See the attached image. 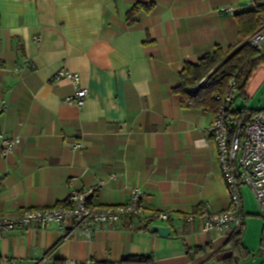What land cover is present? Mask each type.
Instances as JSON below:
<instances>
[{
	"label": "crops",
	"instance_id": "0c3cea01",
	"mask_svg": "<svg viewBox=\"0 0 264 264\" xmlns=\"http://www.w3.org/2000/svg\"><path fill=\"white\" fill-rule=\"evenodd\" d=\"M148 1L0 0V109L7 106L0 115V212L53 207L99 184L94 203L122 205L139 187L147 217H171L150 227L168 226L171 234L126 217L115 227L97 225L90 240L65 238L72 223H54L6 233L0 264H117L130 256L223 264L232 255L227 239L186 220L204 203L225 211L231 198L210 133L215 115L183 108L174 89L186 63L235 42L236 17L221 9L238 12L248 0H150L154 11L129 26L127 14ZM61 69L79 74L88 89L82 108L65 102L74 92L67 80L52 81ZM256 76L245 107L232 110L264 109L263 98L254 106L264 71ZM2 135L21 138L12 155L3 156ZM245 190L243 242L252 257L241 264H264V217L246 210Z\"/></svg>",
	"mask_w": 264,
	"mask_h": 264
},
{
	"label": "built area",
	"instance_id": "2783aa9c",
	"mask_svg": "<svg viewBox=\"0 0 264 264\" xmlns=\"http://www.w3.org/2000/svg\"><path fill=\"white\" fill-rule=\"evenodd\" d=\"M264 3V0H260ZM257 1L249 0L248 8H254ZM234 15L233 8L221 9ZM252 48L264 53V27L249 40ZM67 80L74 88L72 95L65 98V102L76 104L82 108L88 99L89 91L81 86L80 76L65 69L58 70L52 76L53 82ZM237 83L232 79L215 122L210 127V133L219 152V164L223 174L226 189L231 198L229 209L216 212L208 203L202 204L196 213L186 217L188 221L199 222L203 233H215L217 237L230 239L240 229L244 218V198L242 188H249L255 196L260 215L264 217V109L250 117L234 115L229 112V105L233 104L236 96ZM3 105L0 115L6 110ZM21 143L16 136L8 138L2 135L1 151L3 156L12 155ZM73 148L80 144L74 143ZM102 184L84 191H73L61 204L53 207L26 209L18 214L8 215L0 212V239L6 233L13 231H30L46 229L54 223L64 225L71 222L70 229L64 230L65 238L91 239L97 225L108 224L118 226L126 217L139 219L149 230V221H170L171 217L163 211L154 212L150 217L146 215L144 192L141 188L132 189L130 199L122 205H99L92 201L99 192ZM148 223V224H147Z\"/></svg>",
	"mask_w": 264,
	"mask_h": 264
},
{
	"label": "trees",
	"instance_id": "16d2710c",
	"mask_svg": "<svg viewBox=\"0 0 264 264\" xmlns=\"http://www.w3.org/2000/svg\"><path fill=\"white\" fill-rule=\"evenodd\" d=\"M249 1V0H248ZM156 7L153 1L136 4L127 14V24L134 25L141 12L152 13ZM239 32L235 42L225 51L217 47L214 52L205 55L196 64L186 63L180 73L181 84L174 91L181 96L182 106L185 109L200 110L218 116L228 93L232 79L236 80V96L249 100L250 91L256 86L254 79L259 71H264V53L252 48L249 39L264 27V3L260 0L254 8H244L234 13ZM234 115L244 114L247 117L258 114L259 111L247 109L238 111L228 109ZM245 218L238 232L227 239L226 248L232 255L223 261V264H241L252 257V252L244 245ZM264 246V230L262 233ZM56 264H64L56 261ZM117 264H155V261L146 256H130Z\"/></svg>",
	"mask_w": 264,
	"mask_h": 264
},
{
	"label": "rangeland",
	"instance_id": "374dc122",
	"mask_svg": "<svg viewBox=\"0 0 264 264\" xmlns=\"http://www.w3.org/2000/svg\"><path fill=\"white\" fill-rule=\"evenodd\" d=\"M262 98H263V103H264V92H261L259 94V96H257V98H255L254 106L257 105L259 103L258 102L259 99H262ZM245 103H246L245 100L240 99L237 96H235L233 104L229 105V108L236 109V108H240L242 105H244V107H245ZM244 194H245V201H246V210L249 211V209L252 208L256 212L260 213L259 206H258V204L256 202L255 196L252 193V191L249 188H246V190L244 191ZM252 209H251V211H252ZM247 217H249V216H247Z\"/></svg>",
	"mask_w": 264,
	"mask_h": 264
},
{
	"label": "water",
	"instance_id": "95a60500",
	"mask_svg": "<svg viewBox=\"0 0 264 264\" xmlns=\"http://www.w3.org/2000/svg\"><path fill=\"white\" fill-rule=\"evenodd\" d=\"M150 231L152 233H158L161 236H169L171 234V228L168 226H162V225H153L150 228Z\"/></svg>",
	"mask_w": 264,
	"mask_h": 264
}]
</instances>
